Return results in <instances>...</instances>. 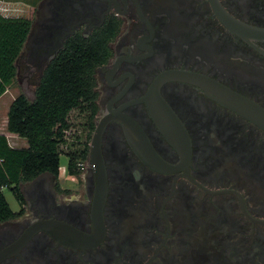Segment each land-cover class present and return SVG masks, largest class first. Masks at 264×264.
<instances>
[{
	"label": "flooded vegetation",
	"instance_id": "flooded-vegetation-1",
	"mask_svg": "<svg viewBox=\"0 0 264 264\" xmlns=\"http://www.w3.org/2000/svg\"><path fill=\"white\" fill-rule=\"evenodd\" d=\"M35 14L37 85L56 58L98 56L75 108L87 156L20 183L0 264H264V129L224 101L264 108V0H38Z\"/></svg>",
	"mask_w": 264,
	"mask_h": 264
},
{
	"label": "trees",
	"instance_id": "trees-1",
	"mask_svg": "<svg viewBox=\"0 0 264 264\" xmlns=\"http://www.w3.org/2000/svg\"><path fill=\"white\" fill-rule=\"evenodd\" d=\"M31 20L0 14V96L15 79L16 61L30 31ZM96 55V53H95ZM84 61L82 56L68 61L56 58L43 71L34 96L18 94L7 112V130L26 140V146L10 145L0 133V221L17 216L3 188H8L23 210L25 204L20 183L42 172L59 175L60 144L69 129L68 114L87 102L92 103V69L98 56ZM89 103V104H88ZM68 174H78L77 162L87 156V148L70 151Z\"/></svg>",
	"mask_w": 264,
	"mask_h": 264
},
{
	"label": "rangeland",
	"instance_id": "rangeland-1",
	"mask_svg": "<svg viewBox=\"0 0 264 264\" xmlns=\"http://www.w3.org/2000/svg\"><path fill=\"white\" fill-rule=\"evenodd\" d=\"M38 0H0V14L7 16H21L36 19L35 7ZM29 48L22 49V53L16 61L17 73L11 85L0 96V133L6 135L10 145L15 147L26 146V140L15 133L7 130V112L12 100L20 93H24L29 99L34 96V90L38 81L39 71L36 66L28 59ZM84 116L80 111L73 109L68 114L69 129L65 133V142L60 144V169L59 175L64 178L68 165V155L70 151L82 148V144L87 138L84 125ZM68 177V176H67ZM5 198L11 209L17 212L20 205L12 192L8 188H3Z\"/></svg>",
	"mask_w": 264,
	"mask_h": 264
},
{
	"label": "water",
	"instance_id": "water-1",
	"mask_svg": "<svg viewBox=\"0 0 264 264\" xmlns=\"http://www.w3.org/2000/svg\"><path fill=\"white\" fill-rule=\"evenodd\" d=\"M235 29L244 31V30H258L235 21ZM264 32V31H262ZM227 97L224 99L225 104L231 108H234L236 111L251 119L252 121L259 124L264 129V108L259 104L255 103L252 100L238 94L227 91ZM96 135L94 136V140ZM93 140V145L91 147V159L95 158V154L98 152V147L96 142ZM41 222H39L40 224ZM42 226V225H39ZM43 227V226H42Z\"/></svg>",
	"mask_w": 264,
	"mask_h": 264
},
{
	"label": "built area",
	"instance_id": "built-area-1",
	"mask_svg": "<svg viewBox=\"0 0 264 264\" xmlns=\"http://www.w3.org/2000/svg\"><path fill=\"white\" fill-rule=\"evenodd\" d=\"M3 15V14H2ZM3 16H7V15H3ZM12 17V16H11Z\"/></svg>",
	"mask_w": 264,
	"mask_h": 264
}]
</instances>
